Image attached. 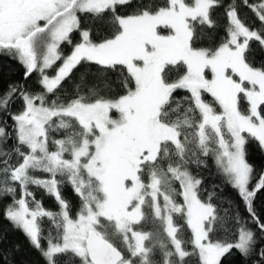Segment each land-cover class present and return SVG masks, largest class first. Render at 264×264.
<instances>
[{
    "label": "snow or ice",
    "instance_id": "6c2138e0",
    "mask_svg": "<svg viewBox=\"0 0 264 264\" xmlns=\"http://www.w3.org/2000/svg\"><path fill=\"white\" fill-rule=\"evenodd\" d=\"M256 49L264 0H0V57L36 83L0 90V217L43 264H264ZM209 159L246 216L204 185Z\"/></svg>",
    "mask_w": 264,
    "mask_h": 264
},
{
    "label": "trees",
    "instance_id": "16d2710c",
    "mask_svg": "<svg viewBox=\"0 0 264 264\" xmlns=\"http://www.w3.org/2000/svg\"><path fill=\"white\" fill-rule=\"evenodd\" d=\"M226 2H228V0H226ZM240 12L242 16H247L249 23H252L254 17L252 16L251 12L245 8H241ZM216 18L218 19V23L221 25L217 32L216 40L212 43L205 41L201 44V46L215 47L219 42L220 36L224 34L223 25L226 24V20L222 17V10L217 14ZM82 26L89 28L94 27L90 20ZM254 54L256 56V66H259L260 61L264 59V54H261L258 49L255 50ZM94 67L95 66H93V68ZM23 73L24 69L17 61L9 59L8 57H0V90L5 88L11 81H20L25 83L30 89L35 88L36 83L34 78L30 77L28 81H24ZM33 75L35 76V74ZM9 123H11L10 120ZM248 159L249 162L255 166V175H258L260 170L264 169V153L256 148L255 145H251L249 148ZM208 164L209 167L207 169H202L200 172V175L203 178V183L205 186H207L208 191H216L220 196H222L224 199L220 201L221 204H224L225 201H233L234 207L239 206V212L241 216H246L247 213L244 211V206L241 203L240 198L237 196L235 190L222 183V178L216 174V169L213 166L211 159L208 160ZM254 182L255 181H253V183ZM221 188L223 191L220 190ZM63 194L68 197L73 204L77 202V198L73 195L70 187H65ZM36 196L37 199L43 197V203L46 208L50 210H57V205L54 203L53 199L44 196L42 191H36ZM255 203L257 210L260 211L262 215H264V193H258ZM230 227L234 230L236 225L230 222ZM184 232V239H187L190 236V232L186 228L184 229ZM0 235L6 237V239L3 240L2 245H0L4 248H12L16 244L21 245V252L15 257L18 264L20 261H24L25 264H43L40 254L30 247L26 237L22 234V232L13 230L9 222L3 220L2 217H0ZM228 238L235 239V236L230 235ZM221 264H244V261L241 259L239 253L235 252L234 250L232 254L222 258Z\"/></svg>",
    "mask_w": 264,
    "mask_h": 264
}]
</instances>
